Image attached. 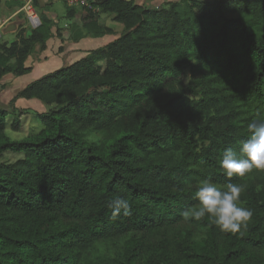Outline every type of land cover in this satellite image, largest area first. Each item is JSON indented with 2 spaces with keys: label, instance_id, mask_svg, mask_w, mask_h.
I'll return each instance as SVG.
<instances>
[{
  "label": "trees",
  "instance_id": "obj_1",
  "mask_svg": "<svg viewBox=\"0 0 264 264\" xmlns=\"http://www.w3.org/2000/svg\"><path fill=\"white\" fill-rule=\"evenodd\" d=\"M92 3L99 12L82 8L71 39L113 33L102 13L119 36L11 100L47 107L40 130L10 139L20 114L9 123L0 105V158L22 154L0 160V264H264V172L228 178L220 167L247 123L264 120V0ZM38 11V28L0 41V80L28 73L45 48L54 22ZM207 180L245 186L242 233L182 218ZM121 197L131 215L113 219L107 203Z\"/></svg>",
  "mask_w": 264,
  "mask_h": 264
},
{
  "label": "clouds",
  "instance_id": "obj_2",
  "mask_svg": "<svg viewBox=\"0 0 264 264\" xmlns=\"http://www.w3.org/2000/svg\"><path fill=\"white\" fill-rule=\"evenodd\" d=\"M246 127L248 136L241 143L239 151L226 147L222 153L220 167L228 178H242L254 171L264 172V120L252 119ZM244 191V185L229 182L221 189L211 180H207L195 192L199 206L184 209L181 216L189 222L207 218L222 233H242L252 217L251 210L239 203ZM107 207L112 209L113 219L120 214L131 215V207L122 197L108 201Z\"/></svg>",
  "mask_w": 264,
  "mask_h": 264
},
{
  "label": "crops",
  "instance_id": "obj_3",
  "mask_svg": "<svg viewBox=\"0 0 264 264\" xmlns=\"http://www.w3.org/2000/svg\"><path fill=\"white\" fill-rule=\"evenodd\" d=\"M56 1L58 0H37V7H39V3L45 5L44 12H42L54 22V25L51 29L52 35L49 39H47L44 49H39L35 56L29 55L26 59L25 65L31 68L28 73L20 76H15L9 73L1 78L0 86L2 93L8 94L10 100L14 98L15 94L20 89L25 87L30 82L39 79L47 73L77 61L78 59L84 57L87 51L104 46L119 36L120 30L114 29L109 24L110 19H112L114 15L112 13H102L100 15V22L111 27L113 29V33L105 34L100 37L84 35L78 40L71 39L70 26L72 24H77L80 26L81 10H76V14L71 18H67L64 15L66 20L64 23H66L65 26L67 29L63 26L65 29L58 30L55 25L58 20L57 16L49 15L46 10ZM62 1L65 7H68L66 6L64 0ZM165 1L170 0H135V2L138 4L146 3L152 5H159ZM11 2L15 4L13 0H0V8L3 7L5 3L9 6ZM46 3L49 5H46ZM14 11L15 9L8 14L2 15V17L0 16V19L10 16ZM17 22L19 23L20 27L26 28L24 19L22 20V18H17ZM24 109H29L27 111H36L40 113L46 111L47 108L42 102L34 99L15 98L9 111H11V115L14 116L20 114L19 120L21 121V125L24 123L25 118L29 115L25 113Z\"/></svg>",
  "mask_w": 264,
  "mask_h": 264
},
{
  "label": "rangeland",
  "instance_id": "obj_4",
  "mask_svg": "<svg viewBox=\"0 0 264 264\" xmlns=\"http://www.w3.org/2000/svg\"><path fill=\"white\" fill-rule=\"evenodd\" d=\"M46 5H49V4L46 3ZM38 8L40 11L44 12L45 5L39 3ZM14 9H16L15 4H13L11 2L10 5L8 6V4L6 5V3H5L3 5V7L0 8V16L2 17V15L8 14L9 12L13 11ZM46 10H47V13L49 15H56L57 16L58 20H57L55 25L58 28V30L59 29L63 30L66 28V26H65L66 23H64L66 21L64 18L66 7H65L62 0L56 1L55 3H53V5L51 7L47 8ZM77 10H81V9H77ZM18 18L20 19V18H22V16L20 15ZM109 24L114 29H116V30L119 29V27H118L119 25L116 24V22H114L113 19H110ZM25 26L27 28V29L25 28L27 30V33H29L28 31H30V28L28 27L27 24H25ZM63 26L65 28H63ZM57 28H56V30H57ZM14 39H15V33L14 34L13 33H3L0 37V41L10 42ZM38 50H39V46L37 45L35 47L34 51L31 53V55L35 56L36 53L38 52ZM34 100L41 102L38 99H34ZM0 105L7 110H9L12 107V101L9 99L8 94L2 93L1 86H0ZM27 110H29V109H24L25 113L29 114V115H28V117L25 118L24 123L21 125L19 131H14L9 126L7 127L5 132H6V135L10 139L20 140V139H23L30 134L37 133L40 130L41 124H40V122L36 116V111H27ZM10 112L11 111H9V114L7 116V122H9V123L11 121V118L14 116V115H11ZM15 116H17V115H15ZM21 156H22V154L20 151H6L2 154L0 160L10 162V161H15L16 159L20 158Z\"/></svg>",
  "mask_w": 264,
  "mask_h": 264
},
{
  "label": "built area",
  "instance_id": "obj_5",
  "mask_svg": "<svg viewBox=\"0 0 264 264\" xmlns=\"http://www.w3.org/2000/svg\"><path fill=\"white\" fill-rule=\"evenodd\" d=\"M17 6L15 11L8 17L0 19V37L3 33H15L20 27L17 18L21 15L22 20L28 25L30 30L41 25V15L38 11L37 0H13ZM95 0H64L69 8L82 9L88 7L95 12L99 8L93 5ZM21 19V18H20Z\"/></svg>",
  "mask_w": 264,
  "mask_h": 264
},
{
  "label": "water",
  "instance_id": "obj_6",
  "mask_svg": "<svg viewBox=\"0 0 264 264\" xmlns=\"http://www.w3.org/2000/svg\"><path fill=\"white\" fill-rule=\"evenodd\" d=\"M96 1L100 3V2H102V1H104V0H96Z\"/></svg>",
  "mask_w": 264,
  "mask_h": 264
}]
</instances>
